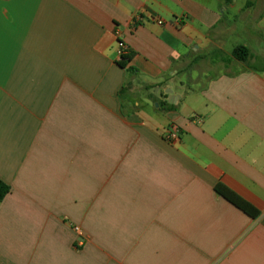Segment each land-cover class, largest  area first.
Returning <instances> with one entry per match:
<instances>
[{"label":"crops","instance_id":"0c3cea01","mask_svg":"<svg viewBox=\"0 0 264 264\" xmlns=\"http://www.w3.org/2000/svg\"><path fill=\"white\" fill-rule=\"evenodd\" d=\"M0 180V264H264V0H0Z\"/></svg>","mask_w":264,"mask_h":264},{"label":"trees","instance_id":"16d2710c","mask_svg":"<svg viewBox=\"0 0 264 264\" xmlns=\"http://www.w3.org/2000/svg\"><path fill=\"white\" fill-rule=\"evenodd\" d=\"M232 53H233L234 58H236L237 60L241 62H246L247 59L250 57L249 50L243 46L236 47ZM215 190L218 194H220L222 197L227 199L230 203L235 205L237 208L241 209L242 211L246 213H249V210H247V208L241 205V203H239L236 199H234L228 192L221 189V187H216ZM9 191H10L9 186H7L5 183H3L0 180V202L6 197Z\"/></svg>","mask_w":264,"mask_h":264},{"label":"built area","instance_id":"2783aa9c","mask_svg":"<svg viewBox=\"0 0 264 264\" xmlns=\"http://www.w3.org/2000/svg\"><path fill=\"white\" fill-rule=\"evenodd\" d=\"M175 22H176V24L180 25L181 20L180 19H176ZM156 24L162 25L163 24V21L157 20L156 21ZM118 48H119L118 49L119 58L121 60H124V58L128 54V48L121 41L118 42ZM168 138L169 139H175L176 138V132H174V131L168 132Z\"/></svg>","mask_w":264,"mask_h":264}]
</instances>
